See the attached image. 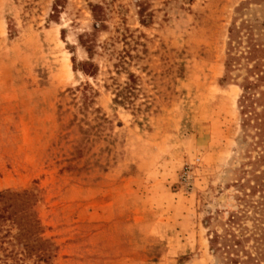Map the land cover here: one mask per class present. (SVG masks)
I'll use <instances>...</instances> for the list:
<instances>
[{"label":"rangeland","instance_id":"374dc122","mask_svg":"<svg viewBox=\"0 0 264 264\" xmlns=\"http://www.w3.org/2000/svg\"><path fill=\"white\" fill-rule=\"evenodd\" d=\"M241 20L264 46V0H0V264H222L221 215L264 232L263 147L221 81Z\"/></svg>","mask_w":264,"mask_h":264},{"label":"trees","instance_id":"16d2710c","mask_svg":"<svg viewBox=\"0 0 264 264\" xmlns=\"http://www.w3.org/2000/svg\"><path fill=\"white\" fill-rule=\"evenodd\" d=\"M248 3L249 2H246L241 5L239 11L245 10V8L247 9L246 6ZM254 28L255 25L253 26L248 23V20H241L238 25H236L235 21L232 22L228 30L229 40L224 62V75L221 81L223 83L237 81L236 83L241 89L238 98L241 128L243 134H248L250 130L255 129L258 138L257 144L263 147V153L256 161L264 163V46L253 37ZM242 30H244L247 35V46L246 50L237 52L238 47L242 43ZM82 44L86 47L87 51H90L91 47L88 46L87 41L82 40ZM72 62L73 69L76 70L74 59H72ZM80 67V70L86 75L93 76L97 72V67L93 66L90 61L82 62ZM242 70L244 71L243 74L240 73ZM128 79L129 81L115 92L114 102L116 104L134 105L127 99L132 93L131 90L136 88V78L130 75ZM74 90L77 91L79 89L76 88ZM83 90L86 89L82 88L79 98H73L80 100L77 105V110L79 113L85 115L90 112L93 98L91 93L88 94ZM72 95L75 96V93L72 92ZM92 111L94 113H100L98 108H94L91 112ZM95 119L102 120L103 122L107 121L102 114L96 115ZM89 128L92 129V126L90 125ZM260 185L264 186V184H259V186ZM6 209L7 207H4L0 210V218H5L4 213ZM244 215L245 212L240 209L231 210L227 213L225 218L222 215L219 217V219L222 220L219 223L221 226L220 232H218L216 228H211L209 230V248L214 255L219 257L222 264H264V232L261 233L259 237L249 232L247 226L241 221ZM239 227L240 229H238ZM251 238L255 244L247 246Z\"/></svg>","mask_w":264,"mask_h":264}]
</instances>
